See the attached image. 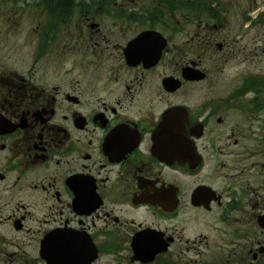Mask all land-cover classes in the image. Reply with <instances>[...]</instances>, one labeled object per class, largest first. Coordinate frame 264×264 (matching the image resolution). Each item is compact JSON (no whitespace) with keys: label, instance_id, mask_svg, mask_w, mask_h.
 I'll return each mask as SVG.
<instances>
[{"label":"flooded vegetation","instance_id":"af4514ba","mask_svg":"<svg viewBox=\"0 0 264 264\" xmlns=\"http://www.w3.org/2000/svg\"><path fill=\"white\" fill-rule=\"evenodd\" d=\"M7 1L0 264H264V0Z\"/></svg>","mask_w":264,"mask_h":264},{"label":"rangeland","instance_id":"374dc122","mask_svg":"<svg viewBox=\"0 0 264 264\" xmlns=\"http://www.w3.org/2000/svg\"><path fill=\"white\" fill-rule=\"evenodd\" d=\"M24 3L22 4V6L27 5V7L30 4H33V2L38 3L39 0H34L32 2H29L28 0H24ZM6 7H11L9 4V1L5 2L4 4H0V10L1 9H5L6 11ZM22 18L19 21L21 24L26 25V24H30L32 21H34L32 16H29L28 14H23L21 15ZM229 17V20H227ZM4 16L3 14H1L0 16V30L2 31V33H5V27L6 23L4 22ZM227 21L228 26L225 30L219 31V32H213V41H212V45H211V76H214V68L218 69V67H216L218 65V63H214V60H216L217 58H221L222 61H224L226 68L223 69V72L221 74L215 75L214 77H212V82H215V85L217 86H222V87H232L234 85H238L237 83L239 82L236 78L238 76V74L242 71H254L257 68L260 67H264V55L260 54L258 58H251L252 60H248V61H240L241 59V55H236V56H227L225 59H229V61H225V59H223L222 57L226 56L225 53H220V51L217 48V45H215L216 43H221L223 40H227V43H232L235 41L239 42V45L241 47H246V45L248 44H253V40L256 37V35L258 33L261 34V38L264 40V26L259 30H254V29H247L248 27L246 26V22L245 21V16L241 15L238 13L236 14H231L228 15L225 22ZM18 38V37H15ZM225 46V45H224ZM250 48V46H249ZM227 49V48H226ZM249 54L247 53H243V55ZM262 59V60H259ZM212 84V83H211ZM213 85V84H212ZM248 147H250V142L245 143Z\"/></svg>","mask_w":264,"mask_h":264}]
</instances>
